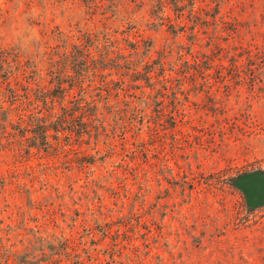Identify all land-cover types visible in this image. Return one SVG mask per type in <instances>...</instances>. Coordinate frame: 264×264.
Returning a JSON list of instances; mask_svg holds the SVG:
<instances>
[{
  "label": "rangeland",
  "instance_id": "1",
  "mask_svg": "<svg viewBox=\"0 0 264 264\" xmlns=\"http://www.w3.org/2000/svg\"><path fill=\"white\" fill-rule=\"evenodd\" d=\"M155 1L0 0V53L36 68L33 87L50 48L108 28L164 51L168 74L201 53L210 67L168 90L126 78L143 87L110 97L121 117L97 143L29 153L0 77V264H264V0H195L219 18L193 32L187 7L164 0L160 19Z\"/></svg>",
  "mask_w": 264,
  "mask_h": 264
},
{
  "label": "trees",
  "instance_id": "2",
  "mask_svg": "<svg viewBox=\"0 0 264 264\" xmlns=\"http://www.w3.org/2000/svg\"><path fill=\"white\" fill-rule=\"evenodd\" d=\"M169 1L178 7V19L184 18L188 8L189 13L192 14L190 15L192 19L187 18L192 21L191 32L198 25H206L209 20L216 23L219 18L218 5L213 10L209 6H204L196 11L195 0H187V3L186 0ZM163 2L164 0H156L152 6L151 13L156 18L164 19L158 16L162 11ZM168 18L166 17L169 25L173 27V23ZM184 27L185 25H182L181 29ZM117 32V30L110 31L109 28L88 32L77 35L72 43H68L65 39L61 44L50 48L47 52L45 72L48 77L47 84L35 83V87L31 83L36 80L35 74L32 75L36 73V68L28 71L26 69L28 61L25 63L17 61L18 55L12 48L1 51L12 55L14 57L12 61L16 62L12 66L5 56L1 59L8 67V69L0 67V77L6 82L4 96H7L9 101L7 109H2L3 104H0L1 120L7 121L9 113L15 111L17 121L10 123L11 128L14 130V136L22 137L25 146L23 147L20 142L11 143L24 153H29L31 147L46 151L64 149L59 143L61 134H65L70 140L73 136V141L76 143H90L92 139L97 143L102 131H106L107 126L112 124L109 116L116 117L120 112V103L110 100V97L118 100L120 94L122 98L133 96L135 89L143 87L139 83L127 82L126 78L135 82L143 80L145 86L150 89H154L155 84H160L163 90H168V80L187 78L198 74L199 71L205 72L210 69L205 59L207 56L201 53L192 55L191 61L183 60L180 64L181 71L175 70L174 75L168 74L164 51L157 50L156 55L153 56L152 45L144 43V40L138 39L135 35L133 39L122 37L123 44H121L114 34ZM120 33L124 34L125 31ZM12 67L17 71L14 84L10 80L14 73ZM9 72L11 76H8ZM209 74L212 75L211 72ZM152 79L154 82H151ZM20 89L22 93L19 92ZM160 93L161 101L167 102V93L163 91ZM129 101L131 103H124L125 109L132 110L135 115L138 114L140 110L138 104ZM37 107L39 108L35 110ZM4 130L5 128L2 130L3 133Z\"/></svg>",
  "mask_w": 264,
  "mask_h": 264
}]
</instances>
